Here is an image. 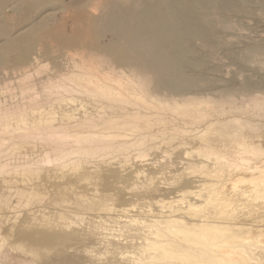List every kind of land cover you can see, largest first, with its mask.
I'll return each instance as SVG.
<instances>
[{
	"label": "rangeland",
	"instance_id": "obj_1",
	"mask_svg": "<svg viewBox=\"0 0 264 264\" xmlns=\"http://www.w3.org/2000/svg\"><path fill=\"white\" fill-rule=\"evenodd\" d=\"M34 1L0 0V264H148L160 230L195 256L155 264H264V0H191L170 75L100 49L104 0Z\"/></svg>",
	"mask_w": 264,
	"mask_h": 264
},
{
	"label": "bare ground",
	"instance_id": "obj_2",
	"mask_svg": "<svg viewBox=\"0 0 264 264\" xmlns=\"http://www.w3.org/2000/svg\"><path fill=\"white\" fill-rule=\"evenodd\" d=\"M97 1H94V2H97ZM37 4H39V1H34L30 5L28 0H24L23 9L25 10L24 13H25V16L27 18L30 17V11L28 8H33ZM192 4H193V2L191 0H104L103 6H106L108 9L104 12L102 17H100L99 19H95L92 22L93 24L86 23L85 21H83L84 16L82 15V12H80L81 16H79L78 21L80 22V18L82 17L81 19H82V22H84V24L90 25L91 28L96 30L97 34L100 37L99 47H100V49H103L106 53H108L109 56H112V57L118 59L119 61H125V62L128 61V62H133L136 64L145 65V66L151 65V67L153 69L162 72V74L170 75L171 70H173V71L175 70L176 72L182 73L180 60L175 59L174 45L176 44V42H178V40H180L182 38V31L184 29H191V28H194V26H198V20L196 18H194L193 14H192V8H193ZM90 20H92V19H90ZM26 38H27V36L26 37L24 36V38L20 36L17 39H14V38H8V40L6 39L7 44H5V50L9 49L8 50L9 52L6 51L5 55H6V53L9 54L11 52L10 50H12V52H14L13 50H15L19 53L20 52L21 53L26 52L28 47H29V46H26V44H27V42H25ZM168 46H170L171 49ZM6 48H8V49H6ZM0 49H1V47H0ZM3 50H4V48H3ZM5 55H3V56L5 57ZM225 137H223V138H225ZM209 183H211V182H209ZM219 184H220V182H219ZM211 185H209V186H211ZM212 187H214V185ZM218 191H220V190H218ZM219 194H221V193L219 192ZM219 194L217 196H219ZM219 202H220V200H219ZM174 211L176 212V210H174ZM170 212H172V211H170ZM178 221H181V220H178ZM168 222H170L172 225V224H174V222H177V220H175V219L171 220L170 219V221L168 220ZM170 223H169V225H170ZM184 223L183 224L181 223V225H180L181 227H174V229L176 230V228H177V230L180 233L182 232L183 234H185L186 239H188V241L190 239L194 240V238H191V236L192 235L194 236L195 234H192V233L203 232L201 234H204V232L208 231V230H206V231L203 230L201 232H196V230H194V229L187 228L186 227L187 225L185 226ZM176 224H180V223H176ZM195 227H196V225H195ZM163 228L165 229V227H163ZM192 228H194V225ZM211 228L213 230V226H211ZM169 230H171V229H169ZM262 231H263L262 234L264 235V230H262ZM218 232L221 233V231H218ZM211 233H213V235H214V233H215L214 230H213V232H209L210 235H212ZM229 233H231V232L229 231L228 234ZM170 234H172V232L169 233V235ZM215 234H217V231ZM224 235H225V231H224ZM232 235L234 236L236 234H234V232H233ZM205 236H207V235H205ZM256 236H257V234H256ZM202 237H201L202 240H205V239H207V237H209V240L208 239L207 240L209 242H211L210 236H207L206 238H202ZM216 237L218 238V235H216ZM239 237H240L239 240H238V237H237V240L236 239L230 240L228 238H223L222 241L220 240V242L218 244H213V248L211 246L210 248H212V249L209 248V250H206V249H208V247L205 244H203V241H202V244H200V246L203 247V245H204L203 248L206 247V249H202V247L199 246V251L204 255L205 254L214 255L215 253L219 254L217 252H220V253L228 255L230 258L227 260L229 261L232 257H239V256H242V254H243L244 250H243V246H242L243 245L242 240L244 241L245 237L242 236V237H244V238H242L241 235ZM167 238L168 237H166V235L163 232H161V230H160V232L157 231L153 234V240H150V242H148V244L146 246L149 249H152V250L148 251V254H147L149 259H146V260H150V262L148 261L149 263L153 262L154 260L157 261L158 259L166 258L167 256H169L171 259L174 258V259H182V260L186 259V258L189 259V257H193L192 255H194V253H192V252L189 253L187 251H184L183 249H180V247H178L180 245H177V243H174ZM197 238H199V237H197ZM212 238H213V240L215 239V237L211 236V239ZM217 238L214 241H216ZM246 238H248V237H246ZM218 239H220V238H218ZM257 241H259V239ZM260 241L262 242V240H260ZM238 245L240 246V248H238L239 251L236 250V248L229 249V247H228V246H230V248H231V247H236ZM173 246H175L176 249H173L172 248ZM247 246H248V244H247ZM182 247H184V246H182ZM186 247H185V249H186ZM224 248H227L229 250L226 249L227 251H225ZM215 251H217V252H215ZM214 257H213V259H219V258H216L217 256L215 258ZM222 258L223 257L220 256V259H222ZM194 259L195 258H193L192 260H194ZM197 259H199V258H197ZM220 259H219V261L221 262ZM223 259H225V258H223ZM240 259H243V258H240ZM189 260H187V261L189 262ZM199 260H197V261H199ZM233 260H234V258H233ZM228 261H227V263H228ZM231 261H232V259H231ZM231 261H229V262L231 263ZM235 261H232V262L234 263ZM193 262H195V260ZM225 262H226V259H225Z\"/></svg>",
	"mask_w": 264,
	"mask_h": 264
}]
</instances>
